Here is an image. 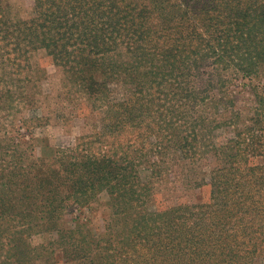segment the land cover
Returning a JSON list of instances; mask_svg holds the SVG:
<instances>
[{
  "label": "trees",
  "instance_id": "16d2710c",
  "mask_svg": "<svg viewBox=\"0 0 264 264\" xmlns=\"http://www.w3.org/2000/svg\"><path fill=\"white\" fill-rule=\"evenodd\" d=\"M40 51L99 125L49 159L26 138L50 119L37 115ZM263 65L264 0H33L27 17L0 0V264H33L40 250L74 264H264V89L250 125L215 118L230 84ZM222 125L233 138L212 135ZM207 156L215 165L192 182L206 202L155 206L169 160ZM103 197L101 229L65 225L71 205Z\"/></svg>",
  "mask_w": 264,
  "mask_h": 264
},
{
  "label": "rangeland",
  "instance_id": "374dc122",
  "mask_svg": "<svg viewBox=\"0 0 264 264\" xmlns=\"http://www.w3.org/2000/svg\"><path fill=\"white\" fill-rule=\"evenodd\" d=\"M5 5L12 8L13 11L18 13L21 17H27L33 5V0H3ZM33 64H38L45 72V77L39 83L41 84L43 94L41 95L42 104L37 110L38 116L49 115L50 119L48 123L41 125H33L31 133L26 138L32 137V143L35 149V155L49 159L54 155V150L59 147H70L76 142V138L83 134H90L95 126L98 125V116L92 114L89 110H85L83 115H79L73 108V102L70 99L66 100V94L62 93L63 85L66 84V78L63 76L59 68L54 66L51 59L40 51L32 58ZM264 89V65L259 72V75L252 80H237L230 84L228 92L229 97L226 98L225 105L228 106L225 109L220 104L219 109L216 111L215 118H218V122H224L230 117H234V112L240 116L241 122L244 125H250L249 121L253 116V111L256 108L255 101L256 95ZM115 91L121 93V89L114 88ZM233 101V104L229 102ZM80 101V99H79ZM213 107L203 110L201 115L207 118L213 116ZM24 116L27 117L30 114L24 111ZM33 117L36 116L32 114ZM2 115H0L1 118ZM20 118V114L17 113ZM236 118V117H234ZM11 120V118H9ZM13 121V120H11ZM1 122V120H0ZM237 122V120H236ZM240 122V124H241ZM17 125V121H15ZM238 125V124H236ZM234 127L231 125H222L219 128L213 130L212 135L218 141H224L233 138ZM20 133L27 135L26 129H22ZM1 137L2 134H0ZM5 139V138H4ZM169 160V158L167 159ZM178 162V160H177ZM168 174L161 178V186L156 185L155 192V206L161 208L170 207L178 204H192V203H204L209 198L208 186L195 187L192 182L197 178H207L211 168L215 165V162L211 156L203 158L197 164H193L188 167L185 163H174V161H168ZM145 175V172L142 173ZM104 197L99 202L93 203L89 207L77 210L74 205H71L65 211V225L70 226L74 217H80V219H87L88 226L92 229L99 227L102 228L103 221L109 214L104 204ZM54 234H41L35 235L31 238L33 246H41L47 244L54 238ZM55 249H57L55 247ZM39 256L33 261V264H74L72 262H66L61 256L58 250H55L53 255L48 252L39 251Z\"/></svg>",
  "mask_w": 264,
  "mask_h": 264
}]
</instances>
